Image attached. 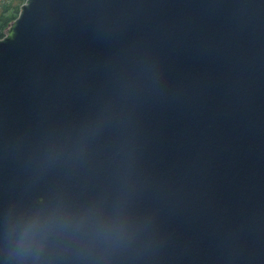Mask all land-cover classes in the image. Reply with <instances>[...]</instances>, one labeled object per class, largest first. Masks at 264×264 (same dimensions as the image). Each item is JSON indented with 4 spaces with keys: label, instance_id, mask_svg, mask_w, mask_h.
<instances>
[{
    "label": "water",
    "instance_id": "95a60500",
    "mask_svg": "<svg viewBox=\"0 0 264 264\" xmlns=\"http://www.w3.org/2000/svg\"><path fill=\"white\" fill-rule=\"evenodd\" d=\"M0 39V264H264V0H25Z\"/></svg>",
    "mask_w": 264,
    "mask_h": 264
},
{
    "label": "trees",
    "instance_id": "16d2710c",
    "mask_svg": "<svg viewBox=\"0 0 264 264\" xmlns=\"http://www.w3.org/2000/svg\"><path fill=\"white\" fill-rule=\"evenodd\" d=\"M23 3L25 0H22ZM19 8H15L14 10H10L9 8H4V11L0 13V39L5 36V30L8 25L13 22L18 16Z\"/></svg>",
    "mask_w": 264,
    "mask_h": 264
},
{
    "label": "rangeland",
    "instance_id": "374dc122",
    "mask_svg": "<svg viewBox=\"0 0 264 264\" xmlns=\"http://www.w3.org/2000/svg\"><path fill=\"white\" fill-rule=\"evenodd\" d=\"M22 4V0H0V13L4 11V8H9L10 10L20 9Z\"/></svg>",
    "mask_w": 264,
    "mask_h": 264
}]
</instances>
